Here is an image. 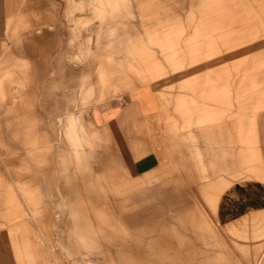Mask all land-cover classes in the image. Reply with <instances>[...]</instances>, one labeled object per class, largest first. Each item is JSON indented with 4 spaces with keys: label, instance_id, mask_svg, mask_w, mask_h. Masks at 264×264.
<instances>
[{
    "label": "rangeland",
    "instance_id": "rangeland-1",
    "mask_svg": "<svg viewBox=\"0 0 264 264\" xmlns=\"http://www.w3.org/2000/svg\"><path fill=\"white\" fill-rule=\"evenodd\" d=\"M263 199L264 0H0V264H262Z\"/></svg>",
    "mask_w": 264,
    "mask_h": 264
},
{
    "label": "crops",
    "instance_id": "crops-1",
    "mask_svg": "<svg viewBox=\"0 0 264 264\" xmlns=\"http://www.w3.org/2000/svg\"><path fill=\"white\" fill-rule=\"evenodd\" d=\"M131 102L132 101L128 95L124 98L123 103L119 105H111L110 107L116 109V112L114 116H111L109 118L108 122L105 121L102 111L100 109H97L96 107L92 108L91 116H92V120L95 123V125L101 127V126H104V123H108L111 129L113 128L114 137L119 142L122 152H125L127 156H130L132 158L133 157V153L131 149L132 143L134 142L142 143L144 145L143 151H146L147 150L146 146L148 147L149 140H147L146 137L143 136V134L138 133L136 131V129L134 128V124L132 123V119L129 118L127 114V112L128 113L130 112V110H128V107H130ZM138 106L139 105H137L138 112H140L141 109ZM134 112L136 111L134 110ZM136 117L140 120L143 119V116L141 114L136 115ZM155 125L158 127L157 128L158 131L156 132V137L157 139L162 140L161 138L164 136L161 133L162 129H164L163 123L161 125L160 124L158 125L157 123H155ZM152 158H156L159 160V157L156 155V153L154 151L149 150L148 154L140 158H137V160L133 159L134 160L133 162L134 171H138V169L142 170L141 167L144 166L147 163V161L152 160ZM260 203L261 204H258L256 206L258 210L255 212L254 216H252L251 228H254L255 226H259V225H264V204H262L261 201ZM245 226L242 230H240V233L241 235L243 234L242 236L243 240L250 241L252 240L253 237L255 238L256 235L252 236L249 234L250 228H249L248 223H245ZM256 243H257V239H256ZM242 247H243L242 249L246 251V255H248L247 257L248 260H250V262L252 263L254 262L257 263V261L259 260L261 256V252L258 250V244L254 245V251L252 254L249 253V251L247 250L250 248V245L242 246ZM262 264H264V262Z\"/></svg>",
    "mask_w": 264,
    "mask_h": 264
}]
</instances>
